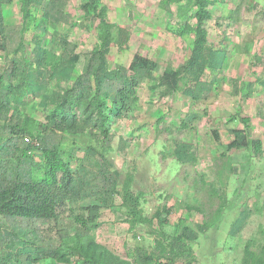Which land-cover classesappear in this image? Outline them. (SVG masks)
Masks as SVG:
<instances>
[{
  "label": "rangeland",
  "instance_id": "rangeland-1",
  "mask_svg": "<svg viewBox=\"0 0 264 264\" xmlns=\"http://www.w3.org/2000/svg\"><path fill=\"white\" fill-rule=\"evenodd\" d=\"M85 0H65L64 12L73 24L46 25L42 42L51 47L52 32L67 37L75 45L79 61L72 70L77 76L89 52L99 43L96 17L81 8ZM110 24L111 44L106 54L109 68L127 66L135 53L156 62L150 78L137 88L138 101L124 118L110 124L111 141L105 146L98 135L61 133L65 155L77 150L78 164L72 161L75 178L93 185L100 156H106L110 170L119 177L110 207L102 206L90 237L105 249L108 258L134 263L137 249L159 254L155 241L160 224L163 243L174 238L183 226L197 231V239L184 254L164 252L167 264H264V0H209L202 19L206 32L205 55L211 49L224 48L226 56L219 69L205 68L203 97L184 94L190 85L181 78L176 90L160 95L157 77L165 69H175L188 58L194 29L182 31L179 7L187 9L186 21L196 23L194 0H177L166 6L163 0H100ZM5 24L24 22V57L32 60L31 36L41 11L29 6L26 12L20 0L2 5ZM128 31L126 42L116 44L118 29ZM55 54L60 53L58 46ZM0 52V63H2ZM57 80L51 87L56 88ZM47 105L39 98L25 96L24 104L9 112L17 117L34 138L46 123ZM186 123V126L182 124ZM247 132L248 145L226 149L232 128ZM259 139L262 152L254 154L250 142ZM191 145L193 160L180 161L175 148ZM76 165V166H75ZM132 176L131 190L141 193L143 215L159 221L139 223L129 220L121 204L120 192L126 174ZM90 192L61 208L59 222L43 229L39 243L43 248L74 245L64 237L63 229L74 224V217L87 205L96 203ZM243 214V221L232 234L230 228ZM201 225L204 230H199ZM69 238V239H68ZM79 242L85 243L86 238ZM251 253V257H247ZM251 259V260H250ZM34 264H78L75 258L60 263L41 258ZM149 264H152L149 263ZM158 264V260L154 261Z\"/></svg>",
  "mask_w": 264,
  "mask_h": 264
},
{
  "label": "trees",
  "instance_id": "trees-1",
  "mask_svg": "<svg viewBox=\"0 0 264 264\" xmlns=\"http://www.w3.org/2000/svg\"><path fill=\"white\" fill-rule=\"evenodd\" d=\"M12 0H0V264H34L41 258H52L60 263H69L75 258L78 264H119L108 255L90 236L96 227L99 210L110 207L118 194L116 185L119 177L117 170H110L106 156L101 155L93 185L75 178L72 161L78 164L76 155L80 148L72 149L65 155L61 147V133L81 134L84 132L98 135L105 146L111 141L110 124L132 111L138 101L137 88L155 71V61L135 53L127 66L116 65L109 68L106 54L111 44L110 24L106 10L100 0H85L81 8L91 11L96 17L100 43L87 55L80 73L72 81V70L79 61L75 45L59 32H52L47 48L42 42L46 25L58 23L73 24L64 12L65 0H20L26 12L29 6L41 11L40 19L31 36L32 60L24 55L23 33L27 28L24 22L8 25L3 21L2 5ZM166 6L177 0H163ZM209 0H194L196 23L193 26L185 19L187 9L179 7L183 23L182 31L194 29L195 36L190 54L186 61L175 69H165L157 77L160 95L168 96L178 87L181 78L190 84L183 93L193 99L203 97L206 83L201 75L205 68L219 69L226 56L224 48L211 49L205 55L206 32L202 19L207 15ZM128 36L125 28L118 29L116 44L122 46ZM58 46L60 53L55 54ZM57 80L56 88L52 82ZM25 96L39 98L47 105L46 123L40 133L31 137L27 127L9 112L24 104ZM186 126V123L182 124ZM232 139L226 149L243 148L248 145L247 132L243 128H232ZM24 137H28L26 141ZM252 152L260 154L262 145L259 139L250 142ZM176 158L180 161L193 160L191 145L183 143L175 148ZM75 165V166H76ZM130 173L122 184L121 204L126 208L129 220L139 223L159 221V213L152 218L142 213L141 193L131 190ZM94 193L96 203L87 205L76 217L74 224L63 230V236L73 238L74 245L63 249L54 246L43 248L39 237L43 229L57 224L61 208L77 197ZM243 221V214L235 219L230 233H234ZM160 224L159 238L155 246L159 254L147 253L137 249L133 264H149L162 261L167 250L184 254L191 249L197 239V231L183 226L171 240L163 243L164 231ZM199 230L204 228L199 225ZM68 238V239H69ZM86 238V242H79ZM251 257V253H247ZM250 256V257H249ZM251 260V259H250ZM121 264H130L120 260ZM184 264H192L187 260ZM242 264H250L246 259Z\"/></svg>",
  "mask_w": 264,
  "mask_h": 264
},
{
  "label": "built area",
  "instance_id": "built-area-1",
  "mask_svg": "<svg viewBox=\"0 0 264 264\" xmlns=\"http://www.w3.org/2000/svg\"><path fill=\"white\" fill-rule=\"evenodd\" d=\"M24 139H25L26 141H28V140H29V138H28V137H24Z\"/></svg>",
  "mask_w": 264,
  "mask_h": 264
}]
</instances>
